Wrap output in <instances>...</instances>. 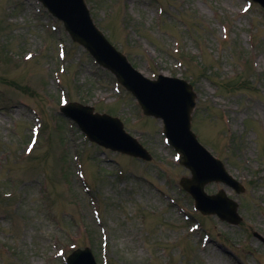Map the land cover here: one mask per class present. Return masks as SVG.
Masks as SVG:
<instances>
[{"label":"rangeland","instance_id":"rangeland-1","mask_svg":"<svg viewBox=\"0 0 264 264\" xmlns=\"http://www.w3.org/2000/svg\"><path fill=\"white\" fill-rule=\"evenodd\" d=\"M86 2L136 68L192 83V128L245 187L240 194L227 189L242 219L230 225L195 211L177 184L189 172L174 162L160 121L144 119L134 99L35 0H0V264H64L73 244L89 246L97 264H264V244L253 235L264 236V10L251 3L242 11L244 0ZM182 56L192 59L189 66ZM198 64L206 71L199 74ZM245 67L246 89L216 90L209 79L237 84ZM62 94L119 117L151 161L86 141L60 117ZM220 188L205 186L208 193ZM94 198L106 214L100 225ZM193 223L199 228L190 231Z\"/></svg>","mask_w":264,"mask_h":264},{"label":"water","instance_id":"water-1","mask_svg":"<svg viewBox=\"0 0 264 264\" xmlns=\"http://www.w3.org/2000/svg\"><path fill=\"white\" fill-rule=\"evenodd\" d=\"M58 17L64 20L74 39L82 43L97 60L114 72L117 78L139 100L147 114L162 117L165 132L170 142L182 152V162L192 171L191 179L182 183L197 201L203 212H216L221 218L237 222L235 205L223 195L206 197L202 187L211 180L230 182L221 171L220 164L208 156L195 142L189 131V113L193 106V94L183 81L160 77L157 81H147L136 74L124 58L114 51L101 36L93 30L82 0H42ZM264 5V0H257ZM80 115L70 113L82 130L100 144L148 158L146 152L123 131L119 122L106 115H92L87 109L73 105ZM226 204L228 211L221 208ZM82 257V258H81ZM69 264H92L87 252L69 257Z\"/></svg>","mask_w":264,"mask_h":264}]
</instances>
